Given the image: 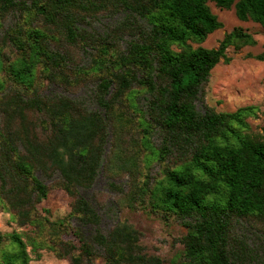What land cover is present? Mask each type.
I'll return each mask as SVG.
<instances>
[{"label": "trees", "instance_id": "1", "mask_svg": "<svg viewBox=\"0 0 264 264\" xmlns=\"http://www.w3.org/2000/svg\"><path fill=\"white\" fill-rule=\"evenodd\" d=\"M209 3L264 33V0H0V209L30 229L0 232V264L41 249L68 264H163L127 221L100 230L81 194L100 173L119 208L146 203L186 229L182 264H264V125L248 126L256 107L204 101L226 50L257 42L235 27L202 47L223 27ZM55 177L71 201L53 222L37 207Z\"/></svg>", "mask_w": 264, "mask_h": 264}, {"label": "rangeland", "instance_id": "2", "mask_svg": "<svg viewBox=\"0 0 264 264\" xmlns=\"http://www.w3.org/2000/svg\"><path fill=\"white\" fill-rule=\"evenodd\" d=\"M208 5L223 27L208 36L206 41L201 44L202 47L208 49L218 47L224 35L235 27H241L251 34L257 45L244 47L237 52L232 48L226 50V55L231 61L225 64L221 60L213 68L205 88L204 101L208 107L223 113H231L246 106L256 107L255 116L248 118L247 123L252 132H259L264 125V59L257 60L253 57L264 54V33L258 24L251 21H239L233 8L219 10L213 3ZM192 46L197 47V45ZM3 53L6 57L12 55L7 48L3 49ZM0 79H2L1 70ZM66 95L70 98L85 99L88 94L87 91L79 90L74 94ZM198 108L202 111L200 104H198ZM155 143H157L156 140ZM106 150L108 151V148ZM149 173L150 177L156 181L162 179V174H160L156 163L152 164ZM55 180L56 177L53 180H44L45 185L49 187L48 195L37 207L42 216L53 222L67 218L70 213L71 201L65 192L53 186ZM116 183L121 184L126 190V179L116 181ZM81 194L99 214L101 231L108 232L117 221H127L141 233L140 244L146 253L158 256L163 264H182L183 247L178 240L186 234L185 228L172 220L165 222L161 217L151 213L150 207L146 203V206L133 210L119 208L116 203L118 195L108 188L107 179L102 173L96 178L93 186L88 190H81ZM70 223L72 227H79L75 220H71ZM91 229L89 226L81 228L85 236L90 234ZM0 232L7 234L30 233V229L19 227L11 213L0 209ZM29 255L28 264H68L67 261L57 259L47 249H41L38 254L30 253ZM92 264H103L102 257L98 256Z\"/></svg>", "mask_w": 264, "mask_h": 264}]
</instances>
